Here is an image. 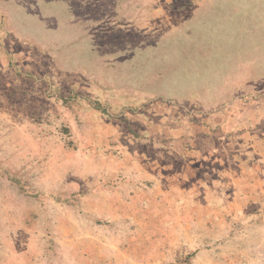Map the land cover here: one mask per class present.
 Returning <instances> with one entry per match:
<instances>
[{"label": "rangeland", "instance_id": "rangeland-1", "mask_svg": "<svg viewBox=\"0 0 264 264\" xmlns=\"http://www.w3.org/2000/svg\"><path fill=\"white\" fill-rule=\"evenodd\" d=\"M0 264H264V0H0Z\"/></svg>", "mask_w": 264, "mask_h": 264}]
</instances>
